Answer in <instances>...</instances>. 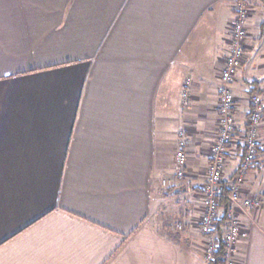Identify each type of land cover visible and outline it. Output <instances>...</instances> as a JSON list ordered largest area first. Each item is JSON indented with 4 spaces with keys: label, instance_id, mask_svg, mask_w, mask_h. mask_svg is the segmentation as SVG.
<instances>
[{
    "label": "crops",
    "instance_id": "obj_1",
    "mask_svg": "<svg viewBox=\"0 0 264 264\" xmlns=\"http://www.w3.org/2000/svg\"><path fill=\"white\" fill-rule=\"evenodd\" d=\"M240 5L226 182L264 104V0H0V264L207 263L197 222ZM259 131L244 190L264 197V112ZM242 222L237 264H264V208Z\"/></svg>",
    "mask_w": 264,
    "mask_h": 264
},
{
    "label": "built area",
    "instance_id": "obj_2",
    "mask_svg": "<svg viewBox=\"0 0 264 264\" xmlns=\"http://www.w3.org/2000/svg\"><path fill=\"white\" fill-rule=\"evenodd\" d=\"M250 8L246 5L238 7V18L231 26L230 50L223 61L219 72L221 83L218 102V136L211 148L210 161L206 169V182L203 186V212L197 228L205 246L204 256L208 263L212 260L217 243L216 226L222 212L218 200L223 197V187L227 170L226 155L235 140L237 124L235 120L236 98L233 83L238 70L245 60V45L248 38V20ZM186 97V95H185ZM264 104L258 95L251 97V110L244 134L245 159L240 164L233 178L228 182V194L224 196L229 202L228 220L222 228V241L225 246V264H237V247L246 234L242 217L247 216L254 209L264 208V197L246 195L244 186L247 171L251 168L260 145V125L263 120ZM186 134L179 133V151L177 153L176 176L184 178L188 156L186 148Z\"/></svg>",
    "mask_w": 264,
    "mask_h": 264
},
{
    "label": "trees",
    "instance_id": "obj_3",
    "mask_svg": "<svg viewBox=\"0 0 264 264\" xmlns=\"http://www.w3.org/2000/svg\"><path fill=\"white\" fill-rule=\"evenodd\" d=\"M223 187V197L218 200V206L221 209L222 215L218 218L217 222V228H216V236L218 238L215 251L212 257V260L209 264H225V258H224V250L225 246L222 241V228L226 225V222L228 220V209H229V202L226 198H224L225 195L228 194V182H225Z\"/></svg>",
    "mask_w": 264,
    "mask_h": 264
},
{
    "label": "rangeland",
    "instance_id": "obj_4",
    "mask_svg": "<svg viewBox=\"0 0 264 264\" xmlns=\"http://www.w3.org/2000/svg\"><path fill=\"white\" fill-rule=\"evenodd\" d=\"M186 134V133H185ZM206 261V260H205ZM207 262V261H206ZM206 264H209L208 262Z\"/></svg>",
    "mask_w": 264,
    "mask_h": 264
}]
</instances>
